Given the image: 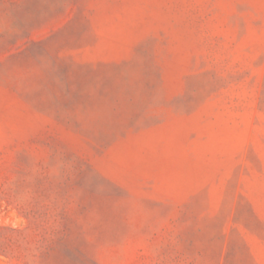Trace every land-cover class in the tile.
Here are the masks:
<instances>
[{
    "label": "rangeland",
    "instance_id": "rangeland-1",
    "mask_svg": "<svg viewBox=\"0 0 264 264\" xmlns=\"http://www.w3.org/2000/svg\"><path fill=\"white\" fill-rule=\"evenodd\" d=\"M0 264H264V0H0Z\"/></svg>",
    "mask_w": 264,
    "mask_h": 264
}]
</instances>
